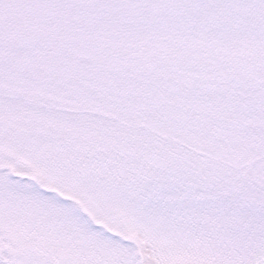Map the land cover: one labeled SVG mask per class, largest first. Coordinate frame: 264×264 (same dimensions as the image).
I'll list each match as a JSON object with an SVG mask.
<instances>
[{"label":"snow or ice","instance_id":"1","mask_svg":"<svg viewBox=\"0 0 264 264\" xmlns=\"http://www.w3.org/2000/svg\"><path fill=\"white\" fill-rule=\"evenodd\" d=\"M0 264H264V0H0Z\"/></svg>","mask_w":264,"mask_h":264}]
</instances>
